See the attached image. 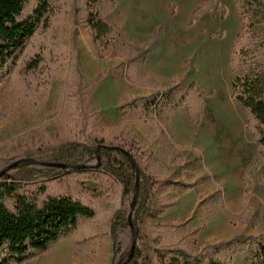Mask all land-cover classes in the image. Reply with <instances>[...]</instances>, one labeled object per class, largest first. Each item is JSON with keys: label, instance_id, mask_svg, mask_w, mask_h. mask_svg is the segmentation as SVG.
Instances as JSON below:
<instances>
[{"label": "trees", "instance_id": "obj_1", "mask_svg": "<svg viewBox=\"0 0 264 264\" xmlns=\"http://www.w3.org/2000/svg\"><path fill=\"white\" fill-rule=\"evenodd\" d=\"M236 5L243 16V27L230 53L231 87L234 98L248 116V130L257 149L264 152V14L257 11L255 0H236ZM114 8L113 1L110 10ZM175 8L170 6L173 15ZM212 11L220 12L223 18L227 12L214 0H208L192 13L189 25L193 26ZM70 18L77 29L82 28L91 37L99 59H105L110 53L126 55L127 60L119 61L115 67L114 76L126 73L133 85L152 89L150 94L135 97L125 104L120 112L133 113L164 142L169 140L167 121L179 109L188 106L190 123L200 124L205 99L211 98L214 90H200L192 82L182 92L184 80L171 81L167 90H159L158 83L145 75L144 63L162 39V30L156 31L153 41L143 51H127L125 31L118 26L104 0H0V76L11 75V87L19 89L34 104L43 103L49 95L53 73L64 60L61 33ZM74 39L75 34H71L72 43ZM31 41H34L31 55L15 62ZM108 77V71H104L89 81L84 77L68 79L71 116L76 128L73 136L45 140L21 150L16 156L0 159V163L5 164L21 157L41 163H23L0 180V264H27L71 237H76L75 256L80 258L85 253L88 239L77 235L97 224L109 231L117 264L127 262L129 249H123L122 238L130 228L128 216L137 174L121 150L110 149L116 147L134 157L141 180L138 206L132 219L137 245L128 264H234L230 253L243 255L249 250H252L249 264H264V241L253 234L214 240L195 251L196 238L202 228L189 231L188 222L175 215L170 223L159 230L154 229L149 219L176 206L175 201L160 196V192L180 185L169 177L150 173L122 140L97 132L99 108L91 106L90 101L94 91ZM99 146L106 148L98 152ZM98 153L100 166L96 167ZM61 164L71 168L49 166ZM82 165L91 167L74 168ZM263 165L264 158L245 167L241 203L246 200L245 188L263 184L260 171ZM85 182L116 187L121 194L122 206L102 217L100 191H97L99 195L95 191L89 193ZM183 189L194 190L202 196L203 190L198 183H188ZM249 200V207L253 206V198ZM245 215L247 211L240 218ZM262 217L263 212L257 209L245 222L255 228Z\"/></svg>", "mask_w": 264, "mask_h": 264}, {"label": "rangeland", "instance_id": "obj_2", "mask_svg": "<svg viewBox=\"0 0 264 264\" xmlns=\"http://www.w3.org/2000/svg\"><path fill=\"white\" fill-rule=\"evenodd\" d=\"M104 1L118 26L125 31L127 51H143L153 41L156 31L162 30L163 48L154 50V54L152 52L148 57H154V65L161 67L163 81L170 80L161 86L155 80L159 90L165 91L171 81L180 80H184L182 92L192 82L200 90H214V95L205 99L200 124L190 123L188 106L179 109L180 120L173 131L178 141L187 142L178 146L170 131L169 140L161 141L133 113L120 112L125 104L135 97L150 94L152 89L133 85L126 73L114 76L115 67L119 61L127 60L126 55L110 53L105 59H99L91 37L82 28L77 29L70 18L61 33L64 60L53 73L49 95L43 103L34 104L19 89L11 87V75L0 76V159L16 156L21 150L45 140L73 136L76 128L71 116L68 79L73 81L84 77L89 81L108 71V79L94 91L90 101L91 106L99 108L97 132L101 136L122 140L150 173L169 177L180 185L160 192V196L175 201L176 206L149 219L154 229L159 230L170 223L175 215L188 222L189 231L202 228L196 238L195 251L214 240L250 234L264 241V165L260 168L263 184L245 188L246 200L241 203V167L263 159L264 152L257 149L248 130V116L234 98L231 87L230 53L243 27V16L236 0H214L226 9L224 18L220 12L212 11L193 26L189 25L192 13L208 0ZM113 1L115 8L110 10ZM255 4L257 11L264 14V0H255ZM171 5L176 7L174 15ZM71 34H75L73 43ZM33 42H29L15 62L31 55ZM20 159L23 158L14 162ZM8 165L0 163V171ZM188 183H198L203 190L202 196L194 190H184L183 186ZM85 186L89 193L95 191L99 195L97 191H100L102 217L122 206L121 194L116 187H103L95 182H85ZM251 198L253 206L249 207ZM257 209L263 212L262 221L257 227H250L245 219L253 217ZM245 211L247 215L240 218ZM108 232L100 224L81 231L77 236L86 237L88 245L80 258L75 256L76 237H71L27 264H117L118 258ZM122 242L123 249L130 250V228L124 232ZM229 256L234 264H249L252 250L243 255L230 253Z\"/></svg>", "mask_w": 264, "mask_h": 264}, {"label": "water", "instance_id": "obj_3", "mask_svg": "<svg viewBox=\"0 0 264 264\" xmlns=\"http://www.w3.org/2000/svg\"><path fill=\"white\" fill-rule=\"evenodd\" d=\"M106 147L105 146H99L98 148V152H100L102 149H105ZM110 149H116V150H121L128 158L129 160L131 161L133 167L135 168L136 170V174H137V179H136V185H135V194H134V197H133V200L132 202L130 203V211H129V216H128V222H129V225H130V232H131V235H132V244H131V248L128 252V259H127V262L125 264H128L132 258H133V255H134V252H135V249H136V245H137V233H136V229H135V226L132 222V218L137 210V206H138V201H139V189H140V184H141V180H140V171H139V168H138V163L135 161L134 157L126 150H123L121 149L120 147H116V148H110ZM97 158H98V166L96 167H99L100 166V154L98 153L97 154ZM23 163H32L34 165H41L40 162L34 160V159H29V158H23V159H20L16 162H14L13 164H10L6 167L3 168V170L0 171V180L2 179V177L11 172L13 169H16L19 165L23 164ZM49 166H56V167H60V168H63V169H66V170H69L71 168V166H67V165H64V164H61V165H49ZM91 166L90 165H82V166H76L74 168L76 169H81V168H90ZM95 167V166H93Z\"/></svg>", "mask_w": 264, "mask_h": 264}, {"label": "crops", "instance_id": "obj_4", "mask_svg": "<svg viewBox=\"0 0 264 264\" xmlns=\"http://www.w3.org/2000/svg\"><path fill=\"white\" fill-rule=\"evenodd\" d=\"M153 37L154 36H152L150 41L153 39ZM164 44L165 43H164L163 38H162L161 41L157 44V46L155 47L154 50H160L161 48H163ZM152 54H154V52ZM152 54L148 55L147 58H146V62H145V66H144V68H145L144 72H145L146 76L149 79L156 80L159 83V85L161 86L162 84H165V83H167L170 80H164L163 81V73L161 72V67H157V66L154 65V63H153V58L154 57L148 58V57L152 56ZM182 68H183V66H182ZM160 90H162V89L160 88ZM179 111H177L172 117L169 118V120L167 121L166 125H167L169 131L173 134V137H174L176 145L181 146L182 144H185V142H187V141H184V142L183 141H178L176 139V137L174 135V131H173L174 129H176V124H178V122L180 120V112ZM188 120H189V116H188ZM183 121L186 122V118L183 117ZM244 168H245V165H243L241 167V177H242V171H243ZM241 182H242V178H241Z\"/></svg>", "mask_w": 264, "mask_h": 264}]
</instances>
